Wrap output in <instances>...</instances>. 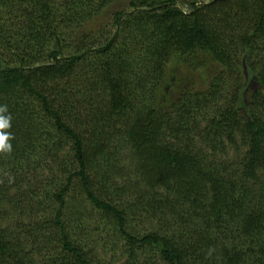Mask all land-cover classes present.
<instances>
[{"label": "trees", "instance_id": "1", "mask_svg": "<svg viewBox=\"0 0 264 264\" xmlns=\"http://www.w3.org/2000/svg\"><path fill=\"white\" fill-rule=\"evenodd\" d=\"M0 106V264H264V0H0Z\"/></svg>", "mask_w": 264, "mask_h": 264}, {"label": "clouds", "instance_id": "2", "mask_svg": "<svg viewBox=\"0 0 264 264\" xmlns=\"http://www.w3.org/2000/svg\"><path fill=\"white\" fill-rule=\"evenodd\" d=\"M6 111V108L0 106V113ZM9 126V118L6 116L0 115V129L6 128ZM7 136L4 134H0V152H9L11 151V144L7 143Z\"/></svg>", "mask_w": 264, "mask_h": 264}, {"label": "rangeland", "instance_id": "3", "mask_svg": "<svg viewBox=\"0 0 264 264\" xmlns=\"http://www.w3.org/2000/svg\"><path fill=\"white\" fill-rule=\"evenodd\" d=\"M118 7H120V6H118ZM177 72L180 74L181 73V71H178L177 70ZM193 78H197V75H194V77ZM76 120L74 119V122H75ZM224 157L225 156H227V157H232L233 156V153L232 152H228L226 155H223ZM47 175H48V172L46 171V170H42V174H40V175H38L37 176V180H39V179H43V178H46L47 177Z\"/></svg>", "mask_w": 264, "mask_h": 264}]
</instances>
